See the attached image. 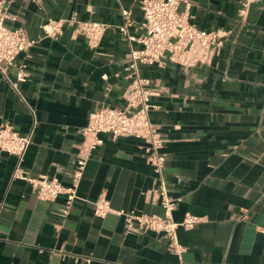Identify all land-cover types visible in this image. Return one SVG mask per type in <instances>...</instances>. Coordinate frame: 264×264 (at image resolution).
<instances>
[{
    "label": "crops",
    "instance_id": "0c3cea01",
    "mask_svg": "<svg viewBox=\"0 0 264 264\" xmlns=\"http://www.w3.org/2000/svg\"><path fill=\"white\" fill-rule=\"evenodd\" d=\"M191 22L218 30L223 46L212 64L185 68L165 62L142 65L160 90L153 122L164 135L165 180L179 199L173 218L202 217L179 228L178 255L158 234L129 233L120 211L162 214L155 172L145 143L113 139L89 151L80 129L102 106L123 107L131 43L119 26L123 9L143 20L139 0H15L7 24L38 42L26 63V81L11 85L0 73V127L34 130L22 166L32 175L72 183L78 155H88L69 215L64 200L44 201L12 177L16 157L0 150V264H264V0H188ZM106 22L92 49L67 26L58 39L42 28L49 18ZM131 33L137 34L135 27ZM18 68L9 78L16 81ZM105 196L113 211L95 216Z\"/></svg>",
    "mask_w": 264,
    "mask_h": 264
},
{
    "label": "built area",
    "instance_id": "2783aa9c",
    "mask_svg": "<svg viewBox=\"0 0 264 264\" xmlns=\"http://www.w3.org/2000/svg\"><path fill=\"white\" fill-rule=\"evenodd\" d=\"M15 0H0V73L16 86L17 81H26L29 72L26 63L17 64L20 53L30 56V49L38 42L30 38L21 27H11L6 22L9 10ZM258 0H246L248 2ZM143 20L136 23L129 10L122 11L124 22L119 26L123 37L131 43L130 62L125 68L129 81L125 90L126 104L123 107L102 106L93 111L88 123L80 129L89 151L103 144L102 134L113 139L135 137L145 143L147 161L154 169L156 187L162 214H147L136 209L120 211L125 217V230L129 233L152 231L168 243L170 251L180 255L184 247L177 240L179 228L190 229L202 221V217L188 214L182 221L173 218V211L179 199L172 197L166 186L165 161L163 152L164 135L159 124L153 122L151 111L156 107L153 99L160 94L153 80L141 73L142 65L173 63L185 68L198 64L210 65L223 46L218 30L199 28L191 22L188 0H139ZM72 27L76 36H82L92 49L99 48L103 36L110 25L106 22L78 19L77 17L55 19L49 17L42 28L46 37L58 39L64 29ZM135 27L137 34L131 33ZM12 66L18 68L16 81L9 78ZM34 130L21 133L9 122L0 127V150L16 157L12 177L28 182L37 197L44 201H55L63 196L59 215L67 217L78 198L77 192L87 164L88 155H78L72 173V183L64 185L59 179L45 174L38 176L26 171L23 166L25 154L32 143ZM94 214L104 218L113 211L111 202L105 196L93 203Z\"/></svg>",
    "mask_w": 264,
    "mask_h": 264
}]
</instances>
